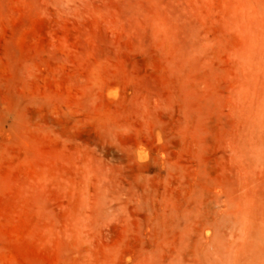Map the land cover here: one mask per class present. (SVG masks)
<instances>
[{"label":"rangeland","instance_id":"1","mask_svg":"<svg viewBox=\"0 0 264 264\" xmlns=\"http://www.w3.org/2000/svg\"><path fill=\"white\" fill-rule=\"evenodd\" d=\"M0 264H264V0H0Z\"/></svg>","mask_w":264,"mask_h":264}]
</instances>
